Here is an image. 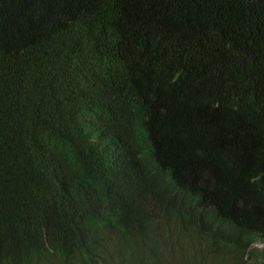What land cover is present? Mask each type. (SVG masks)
<instances>
[{
    "label": "trees",
    "instance_id": "1",
    "mask_svg": "<svg viewBox=\"0 0 264 264\" xmlns=\"http://www.w3.org/2000/svg\"><path fill=\"white\" fill-rule=\"evenodd\" d=\"M264 0H0V264H264Z\"/></svg>",
    "mask_w": 264,
    "mask_h": 264
},
{
    "label": "rangeland",
    "instance_id": "2",
    "mask_svg": "<svg viewBox=\"0 0 264 264\" xmlns=\"http://www.w3.org/2000/svg\"><path fill=\"white\" fill-rule=\"evenodd\" d=\"M262 247H264V245H263V246H261V248H262Z\"/></svg>",
    "mask_w": 264,
    "mask_h": 264
}]
</instances>
